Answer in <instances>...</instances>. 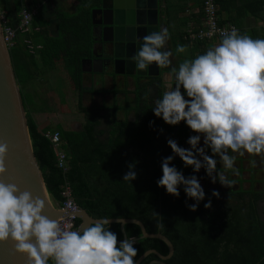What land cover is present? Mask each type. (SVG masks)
I'll use <instances>...</instances> for the list:
<instances>
[{
	"label": "trees",
	"instance_id": "16d2710c",
	"mask_svg": "<svg viewBox=\"0 0 264 264\" xmlns=\"http://www.w3.org/2000/svg\"><path fill=\"white\" fill-rule=\"evenodd\" d=\"M96 1L98 0L84 2L74 16H67L62 10L58 11V37L49 36L44 18L39 13L33 19L32 31L19 33L16 45L10 49L33 151L52 201L56 205L63 203L62 185L69 182L75 202L92 217L140 220L148 233H161L173 243L175 252L167 260V264H264V222L250 218L252 229L242 232L247 247L238 255L227 251L221 255L222 247L210 242L214 238L212 236L217 235L210 231L194 230L188 224L194 219L189 216V206L196 201L186 196L184 187L179 186V197H174L158 186L157 181L163 174L162 159L166 157L161 156L160 149H152L155 142L151 131L157 124L149 113L142 91L136 104L139 115L135 121L130 118L118 121V107L109 109L84 106L82 61L90 58L92 54L94 38L91 11ZM33 2L35 0H32L33 6L30 7L31 4H26V0H0V8L6 13L9 25L17 27L19 13L24 7L32 10ZM216 2L221 10L234 2L238 6L239 14L246 12L258 20L264 18V0ZM170 3L171 0H165L169 19L172 16ZM238 13L229 21L241 30L243 25L239 23ZM203 20L204 13L201 8L193 22L200 26ZM260 33L264 34V31L255 29L249 35L254 39H264V35L260 36ZM183 39L190 43L186 33ZM28 41L31 42V47ZM207 43L208 41H202L195 45L198 49ZM45 69L50 73L55 70L63 75L67 93L75 95V110L69 107L57 88L45 96L39 95L37 90L32 93L24 92V88L30 86L32 81L44 77L47 73ZM57 131L61 135L63 149L68 158L67 172L58 167L52 143L47 137L48 133ZM130 166H134L137 179L132 182L123 181ZM170 166H174L185 178L194 175L193 168L186 167L180 159H173ZM204 207L199 203L197 208ZM80 224L81 220L78 218L76 226L79 227ZM107 227L117 234L120 241L123 240L121 224L115 223ZM125 230L129 239L142 235L141 228L136 224H127ZM226 233V239L238 240V230ZM218 240L221 241V238ZM134 246L137 250L135 262L149 250L158 251L165 256L169 253L167 244L159 239H141ZM217 258L225 260L216 263ZM156 259L158 257L152 254L141 264H150ZM49 264H52L51 259Z\"/></svg>",
	"mask_w": 264,
	"mask_h": 264
},
{
	"label": "clouds",
	"instance_id": "9594fccd",
	"mask_svg": "<svg viewBox=\"0 0 264 264\" xmlns=\"http://www.w3.org/2000/svg\"><path fill=\"white\" fill-rule=\"evenodd\" d=\"M170 39L167 28L146 34L142 47L133 57L138 70L151 65L168 68L173 56L165 51ZM187 52V46L177 45L176 53ZM172 83L162 98L155 101L153 113L170 125L185 122L196 135L184 149L169 139L168 146L186 167L194 172L204 168L212 183L228 189L235 184L227 177L234 167L235 155H264V39H254L241 34L235 27L222 31L220 42L210 46L193 59H184L168 73ZM183 89V93L181 91ZM187 97V99L185 98ZM203 137V147H200ZM211 155L207 154V150ZM8 145L0 143V177L7 174ZM174 156L162 159V177L157 181L167 194L179 197V186L186 196L196 201L190 205L196 211L205 193L195 175L185 178L174 166ZM199 157V158H198ZM222 170L217 171V159ZM252 167L256 161H250ZM130 166L123 181L137 179ZM212 195L219 198V192ZM211 208V201L205 204ZM45 201L18 187L16 183L0 179V243L11 242L17 253L27 255V264H136L137 250L134 241H120L117 234L107 227L111 221L102 218L79 230L62 227L59 221L44 215Z\"/></svg>",
	"mask_w": 264,
	"mask_h": 264
},
{
	"label": "water",
	"instance_id": "95a60500",
	"mask_svg": "<svg viewBox=\"0 0 264 264\" xmlns=\"http://www.w3.org/2000/svg\"><path fill=\"white\" fill-rule=\"evenodd\" d=\"M107 3L108 6H106ZM102 5L101 9L95 8V6V9L93 8L91 11L94 39L91 57L82 61V72L84 75L87 74L92 78L93 84H96L99 80V84H102V86L107 82L113 86H122L123 88L133 86L135 90L148 84L152 79H159L162 82V94L167 90L168 83H172L174 86V81L169 80L168 73L172 67L178 68L183 61H172L168 68H159L153 64L147 70L141 71L136 69L135 61L133 60V57L142 47L144 36L161 30L160 1L102 0ZM1 11L0 8V16ZM99 15L101 18H98ZM92 89L93 86L89 90L83 86L85 91L82 95L83 98L86 97V94H90ZM181 91L183 93V89ZM91 95L95 96L94 93H91ZM100 95L103 97V93H100ZM133 95L134 98L138 96L136 93H133ZM185 98L187 99L186 96ZM164 124L166 125L165 122ZM173 127L176 134L178 131L182 144H188V139L196 135L187 127L185 122ZM0 143L8 145L6 158L7 174L4 177H0V179L4 180V182L16 183L21 191L28 190L34 197L44 200V215L56 221L61 219L64 216L63 210L52 201L33 151L21 89L16 78L10 50L4 38L1 17ZM201 143L202 145L199 146L203 147V137H201ZM207 154L211 155L210 149L207 150ZM215 159H217V166H220L219 158L215 157ZM199 172H195L197 179ZM74 214L81 220L77 230L81 229V226L87 227L99 220L81 208ZM109 220L111 221L110 225L121 224L124 235L123 240L125 238L129 239L125 226L127 224H136L141 228L142 235L129 240L136 243L141 239L154 238L167 244L169 248L168 255L165 256L158 251L149 250L136 261V264H141L152 254H155L158 259L150 264H167L166 261L174 255L173 243L161 233H148L145 225L140 220L126 218ZM0 264H27V255L17 253L10 241L0 243Z\"/></svg>",
	"mask_w": 264,
	"mask_h": 264
},
{
	"label": "flooded vegetation",
	"instance_id": "af4514ba",
	"mask_svg": "<svg viewBox=\"0 0 264 264\" xmlns=\"http://www.w3.org/2000/svg\"><path fill=\"white\" fill-rule=\"evenodd\" d=\"M48 1L51 2L52 5L61 6L64 3V0ZM26 2L28 5L31 4L30 7L33 6L32 0H26ZM95 6V8L101 9L103 7L102 0L96 1ZM106 6H108V3ZM52 8L54 9V7ZM50 13H52L50 15V18L52 20L55 17L56 11L54 12V10H51ZM98 18H101L100 15L98 16ZM99 83L100 82L98 80L96 84H93V80L92 78H90L88 86L85 85L87 90H89L93 86L91 93L95 94V96H92L91 93L86 94L85 98H83L82 96V102L84 103L85 101L86 107L95 106L94 103H96V95L98 94V92H96V88L98 85H102ZM106 83L103 85L106 86L109 84ZM161 87V80L152 79L149 81L148 84L140 87V89L138 88V91L140 92V95L141 91L143 92L142 94L144 95V102L150 110L149 113L151 114V116H153V119H155L157 124L156 128L151 131V137L154 139L155 142V147L152 149H160V151H162L161 156L168 157L174 156L172 152L171 154L169 153L171 150V148L167 144V141L169 139L174 140L178 144V146L184 149L190 150L191 146L184 143L182 144L180 142V136L178 135V131L176 134L175 128L173 126H170L168 124L165 125L162 118H158L154 115L152 110L155 107V101L159 98H162L163 95ZM84 92L85 91L83 90V93ZM101 98L106 104H108L109 99L111 97L107 98L105 96H101ZM138 100L139 96L137 98H134V105L137 104ZM128 101L130 102L131 100ZM128 101L127 99H125L124 102L128 104ZM66 102L71 109L75 110V95L73 98H71L72 105L69 103L68 100H66ZM114 102L115 99L111 98V103ZM200 145H202V143ZM135 152L138 151L135 150ZM228 154L236 156V162L234 164V167L239 169V176L234 175L231 171L226 173L229 179L235 181V184L232 188L228 189L226 187H223L218 180L216 183H212L211 179L207 176L205 169L201 168L197 176L198 181L202 189L204 190L205 199L203 201H200L199 203L205 206L206 203L211 201V208L206 209L204 207L197 208L196 211L189 210V216H192V218L194 219L191 220L188 224L191 225L194 230L206 232L210 231L213 233V235H217L212 236L214 238L210 239V242L215 243L219 246V248L222 247L220 248V251L222 252L221 255H224L225 251H227L228 253L233 252L234 255H238L240 254L241 250H244L247 247V241L243 238L242 232H247L248 230L252 229V225L249 223L250 218L253 221L264 222V155L249 156L247 154L245 156H240L237 153H231V151H229ZM174 159L180 158L174 156ZM252 160L256 161L255 167H252L250 164V161ZM219 170H222L221 165L217 166V171ZM194 175L196 176L195 172ZM213 191L219 192V198L214 197L212 195ZM230 230H238V240L232 238L226 239V232ZM218 238H221V241H219ZM224 260L225 259L223 258H217L215 262L221 263Z\"/></svg>",
	"mask_w": 264,
	"mask_h": 264
},
{
	"label": "crops",
	"instance_id": "0c3cea01",
	"mask_svg": "<svg viewBox=\"0 0 264 264\" xmlns=\"http://www.w3.org/2000/svg\"><path fill=\"white\" fill-rule=\"evenodd\" d=\"M78 2H79L78 0H64V3L60 6V5H52L51 2H49L48 0H35V2H33L34 8L32 9V11H37L36 15L41 13L47 25L45 29L48 32L49 36L58 37L59 36V31L57 28V23L59 22V19L57 16L58 11L62 10L65 14L64 9L66 8V6H68V7H71L73 11L77 12ZM203 2L204 0H171V3H170L171 13L172 15L175 14L174 16L177 18L175 19L174 22H176L178 25L183 27L181 30H179L176 33L178 35L177 38L179 39L180 45L187 46L190 53H192L188 55V54H177L172 49L171 43H173L174 39L171 33L172 29L169 23L170 14L169 16L167 15L165 0H160V11H161L160 13L161 26L160 27L161 29L167 28L170 34V39L167 41L165 48L163 50L172 51L173 56L170 58L172 61L178 62V61H183L184 59H189V58L193 59V57L199 54H203L207 50L208 46L210 47L220 42L219 40L211 41V42H208L203 48L201 47L197 49L195 43H186L183 39V35L187 32L189 22L193 21V18H195L196 15L199 12H201V8H203ZM52 7H54V9ZM51 10H54V12L56 11L55 17L52 20L50 18V15L52 14L50 13ZM238 10H239L238 6L234 2H232L231 5H229L227 8L223 10L219 9V12L224 19L229 20L233 16L235 17L237 16ZM239 15H240L239 23L243 25V27L240 30L241 34H247L249 31L252 32L255 29H260L261 26L264 28V18L258 20L251 15H247L246 12L240 13ZM31 31H32V28H31ZM37 31L38 30H35V32ZM32 49L33 50L35 49L33 44H32ZM183 55H186V56H183ZM89 79L90 77L87 74L83 76V86L85 85L88 86ZM96 89H97L96 92H98V94L96 95L97 98L95 97L97 99L96 103H94L95 107H98V108L107 107L109 109L113 107H118L119 108V110L117 111L118 121H123L126 118H130L133 121L136 120V117L139 115V111L136 108V105H134L135 103H134L133 93H136L138 94V96H140V92L138 91L139 89L135 90L133 86L129 88H123L122 86H113L110 84L106 86L98 85ZM99 93H103V96L107 98H110V97L114 98L115 102L111 103V98H110L108 104H106L104 100L101 98V95ZM125 99H127V101L128 100H131V101L130 102L128 101L127 102L128 104H126V102H124ZM83 104L84 106L86 105L85 102ZM171 152L172 150H170L169 153L171 154Z\"/></svg>",
	"mask_w": 264,
	"mask_h": 264
},
{
	"label": "built area",
	"instance_id": "2783aa9c",
	"mask_svg": "<svg viewBox=\"0 0 264 264\" xmlns=\"http://www.w3.org/2000/svg\"><path fill=\"white\" fill-rule=\"evenodd\" d=\"M36 13L37 11H32L24 7L19 13L20 19L18 26L13 27L9 25L6 13L1 11L0 17L4 38L9 50L11 47L16 45L19 33L25 34L31 32L32 22ZM203 13L204 20L200 26H197L193 21L188 24L186 38L190 41V43L220 40L221 32L230 31L233 27L238 29L240 32L239 27L235 23L224 19L221 16L216 0H205L203 4ZM27 43L30 44L31 47V42L28 41ZM47 137L52 143V147L57 157L58 167L64 172H67L68 158L65 150L63 149V140L60 133L58 131L48 133ZM61 194L63 197V203L59 206L63 210L64 216L58 221L62 227H66L70 230H77L78 227L76 226V221L78 217L74 213H76L80 207L74 200L73 191L69 182H65L62 185Z\"/></svg>",
	"mask_w": 264,
	"mask_h": 264
},
{
	"label": "rangeland",
	"instance_id": "374dc122",
	"mask_svg": "<svg viewBox=\"0 0 264 264\" xmlns=\"http://www.w3.org/2000/svg\"><path fill=\"white\" fill-rule=\"evenodd\" d=\"M78 1L79 2L77 3V8H78L77 12L73 11V9L71 7L66 6V8L64 10H65V14L67 16H73V15L77 14L79 12L80 8H82V4L84 2H87V0H78ZM174 15L171 16V19L169 20V23H170V27L172 29L171 33H172L173 39H174L173 43H171V47L176 53V47H177L178 44L180 45L179 39L177 38L178 35L176 33L179 30H181L183 27H181L176 22H174L175 19H177ZM258 25H260V24H258ZM260 29H262L264 31V28L262 26L260 27ZM251 33L252 32L249 31L247 34L249 35ZM257 33L258 32H255V34H257ZM262 35H264V34L260 33V36H262ZM208 47H207V49H208ZM183 54L190 55L192 53H190V51L187 48V52L183 53ZM183 56H186V55H183ZM193 58H195V57H193ZM45 72H47V73H45ZM45 72H44L45 75H44V77L42 79L39 78V79H36V80L32 81L30 86L28 85L27 87L24 88V92L25 93H32L34 90H37L39 95L45 96V94L49 93L52 89L57 88V90H58L59 94L62 96V98L68 100L69 103L72 105L71 98H73L74 95L72 93H70V94L67 93V90L65 88V83H64V80H63V75L61 73H58L55 70L50 73V72H48L47 69H45Z\"/></svg>",
	"mask_w": 264,
	"mask_h": 264
}]
</instances>
